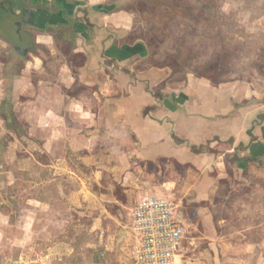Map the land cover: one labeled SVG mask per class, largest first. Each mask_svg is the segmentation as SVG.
<instances>
[{
	"label": "crops",
	"instance_id": "0c3cea01",
	"mask_svg": "<svg viewBox=\"0 0 264 264\" xmlns=\"http://www.w3.org/2000/svg\"><path fill=\"white\" fill-rule=\"evenodd\" d=\"M74 1L79 4L77 20L88 25L86 38L66 32L59 40L53 32H33L34 53L28 55L21 79L13 87L14 94L25 99L12 102L16 106L12 117L0 116V187L11 188L6 197L0 195L2 262L63 264L67 242L60 216L63 209L68 212V199H74L82 186L80 178L74 188L72 177H65L76 175L66 171L62 157L50 162L65 143L67 151L77 152L72 157L80 171L106 183L102 198L94 201L104 210L106 200L114 197L113 182L136 198L172 197L182 187L199 202L212 195L217 180L224 176L226 158L264 161L263 83L213 85L188 75L181 86L172 88L173 80L160 89L161 73L150 76L142 68L143 58L127 53L132 45L117 44L118 32L123 33L118 28H128L129 14L120 9L103 12L102 6L110 5V0H67ZM91 29H97L92 43L88 42ZM59 46L82 54L83 63L72 67L48 59L58 56ZM156 86L160 96L154 93ZM52 113L63 122L53 121ZM5 135L9 137L4 139ZM11 154L22 156L14 162L21 178L11 173L7 177L3 170ZM31 158L42 168L57 167L42 175L38 197L33 196L34 187L26 186L32 179L24 180ZM212 168L215 177L208 176ZM88 207L73 212L89 214L93 210ZM120 241L127 242L125 233ZM37 247L44 251L36 252ZM90 264L97 263L91 260Z\"/></svg>",
	"mask_w": 264,
	"mask_h": 264
},
{
	"label": "rangeland",
	"instance_id": "374dc122",
	"mask_svg": "<svg viewBox=\"0 0 264 264\" xmlns=\"http://www.w3.org/2000/svg\"><path fill=\"white\" fill-rule=\"evenodd\" d=\"M109 2L115 11L120 9L128 13L131 19L127 29L118 28L123 33L118 32L120 38H116L117 44L141 45L144 48L145 54H138L139 58H143L142 68L151 72L150 76L152 72L161 73L160 89L167 81L173 80L172 88L179 87L188 75L208 79L213 85L230 81L249 82L255 86L264 84V0ZM90 33L93 36L88 42L92 43L97 29H91ZM58 48V56L48 59L72 67L83 63V55L73 54L71 47ZM44 51L48 55V50ZM20 62H14L12 56L0 47V116L4 118L12 117L16 107L12 102L25 99L23 95H15L13 88L14 83L21 79L23 64L19 65ZM156 89L157 86L154 93L160 96ZM52 119L63 122L53 113ZM18 134L21 136L22 132ZM8 137L3 136L4 139ZM67 147L65 143L57 148L50 158L53 164L62 157L66 171L72 170L76 175L66 174L65 177H72L74 188L77 187V178L82 184L77 196L68 199V203L71 202L67 206L68 212L63 209L60 216L63 220L62 236L67 242L63 264H90L91 260L97 264H132L130 252L133 238L128 234L130 211L140 199L153 195L132 197L131 192L130 195L124 192L121 184L113 182L111 190L114 197L108 202L106 200L104 210L94 201L102 198L100 192L106 183L100 182L98 176L80 171L72 157L77 152L67 151ZM22 156H7L3 165L7 177L11 173L21 178L14 162ZM30 161L28 176L24 180L32 179L33 183L29 182L26 186L34 187L31 191L33 196L38 197L42 175L56 171L57 167L42 168L35 164L33 158ZM211 170L208 176L215 177L213 168ZM57 185L68 193L63 185ZM10 189L1 186L0 195L6 197ZM15 190L18 191V188ZM166 199L179 207L178 215L185 229L181 264H264V161L259 163L252 158H238L233 162L226 158L224 176L217 180L210 197L198 202L179 187L172 197ZM100 203L103 204L102 201ZM84 206L93 211L78 216L73 212V209ZM104 233H107V239L100 246L99 240ZM121 233L128 234L123 245L119 242V239L123 241ZM34 250L39 253L44 248ZM0 264L12 263L2 262L0 256Z\"/></svg>",
	"mask_w": 264,
	"mask_h": 264
},
{
	"label": "built area",
	"instance_id": "2783aa9c",
	"mask_svg": "<svg viewBox=\"0 0 264 264\" xmlns=\"http://www.w3.org/2000/svg\"><path fill=\"white\" fill-rule=\"evenodd\" d=\"M175 203L158 196L144 197L130 211L135 237L132 264H181L185 229L176 219Z\"/></svg>",
	"mask_w": 264,
	"mask_h": 264
},
{
	"label": "water",
	"instance_id": "95a60500",
	"mask_svg": "<svg viewBox=\"0 0 264 264\" xmlns=\"http://www.w3.org/2000/svg\"><path fill=\"white\" fill-rule=\"evenodd\" d=\"M52 2H54V5H57L58 3H60V8L56 9V11H50L49 14H40V13H36L34 8L30 9L27 11L28 16L35 18L37 20V23H33L30 25V33L34 39V35L33 32L37 31V32H41V33H49V32H53L55 34V37L57 39L60 40L61 34H64L66 32L71 33H75V34H80L83 37L86 38L87 32H88V25L84 24L83 22H80L77 20L76 18V13H75V8L78 7V3H76V1L72 2L71 4L67 2V0H53ZM47 4H50V2H48L46 0ZM12 3L9 2V5H11ZM17 5V4H16ZM18 6V5H17ZM114 6L112 5H103L102 6V11L105 13H111L114 10ZM7 12H5V9L1 8L0 9V43L2 44L1 48L4 50V52H9L12 49V44L9 42L8 39L14 38V31L10 28V21L8 20L7 17ZM15 40V38H14ZM16 41V40H15ZM34 41V40H33ZM33 41L31 43V45H29L28 50L23 51V57L20 62L19 65H21V63L25 64V61H27L28 55L29 54H33ZM24 44V42H23ZM24 46V45H23ZM20 49V47H19ZM144 48L141 47V45H135V46H130L127 48V53L131 56H136L138 54H142L144 55ZM143 51V52H142ZM142 52V53H141ZM12 69V67H9ZM7 68V69H9ZM175 208H176V219L183 223L181 221V219L179 218L178 215V210L179 207L175 204ZM129 231L132 238L135 237L134 233L132 232L131 229V225L129 226ZM126 235H128L127 233H125ZM122 236H124V233H121Z\"/></svg>",
	"mask_w": 264,
	"mask_h": 264
},
{
	"label": "flooded vegetation",
	"instance_id": "af4514ba",
	"mask_svg": "<svg viewBox=\"0 0 264 264\" xmlns=\"http://www.w3.org/2000/svg\"><path fill=\"white\" fill-rule=\"evenodd\" d=\"M9 2L12 4L9 5ZM18 6H17V5ZM5 9L7 12L8 20L10 21V28L14 31V38L8 39L12 44V49L8 52L12 56L14 62L20 61L23 57V51L28 50L34 40L29 29L30 25L37 23L36 17L28 16L27 11L34 8L36 13L49 14L50 11H56L60 8V3L54 5L46 3V0H0V9ZM24 42V44H23ZM24 45V46H23ZM20 47V49H19Z\"/></svg>",
	"mask_w": 264,
	"mask_h": 264
}]
</instances>
